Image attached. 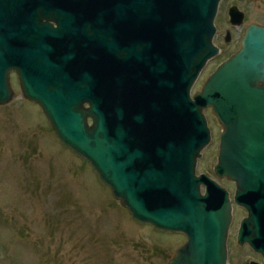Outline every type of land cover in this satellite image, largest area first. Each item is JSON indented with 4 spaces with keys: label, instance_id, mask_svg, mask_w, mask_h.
Segmentation results:
<instances>
[{
    "label": "water",
    "instance_id": "obj_1",
    "mask_svg": "<svg viewBox=\"0 0 264 264\" xmlns=\"http://www.w3.org/2000/svg\"><path fill=\"white\" fill-rule=\"evenodd\" d=\"M30 1L0 0V105L13 96V68L22 96L133 220L186 237L168 264H227L231 200L196 175L211 108L225 127L213 173L236 183L233 203L246 211L237 243L264 263V26H248L238 53L191 95L218 53L221 0H57V49ZM229 17L243 21L236 6Z\"/></svg>",
    "mask_w": 264,
    "mask_h": 264
},
{
    "label": "rangeland",
    "instance_id": "obj_2",
    "mask_svg": "<svg viewBox=\"0 0 264 264\" xmlns=\"http://www.w3.org/2000/svg\"><path fill=\"white\" fill-rule=\"evenodd\" d=\"M232 5L245 12L244 25L264 24V0H221L214 21L221 32ZM236 46L225 45L203 69L192 95ZM10 88L12 98L0 105V264H168L186 237L133 220L90 165L60 143L39 106ZM204 152L196 172L214 178L216 149ZM234 232L227 264L259 261L235 246Z\"/></svg>",
    "mask_w": 264,
    "mask_h": 264
},
{
    "label": "flooded vegetation",
    "instance_id": "obj_3",
    "mask_svg": "<svg viewBox=\"0 0 264 264\" xmlns=\"http://www.w3.org/2000/svg\"><path fill=\"white\" fill-rule=\"evenodd\" d=\"M232 6H235V5H232ZM232 6H230V7H232ZM229 8L227 9V18H228L227 19V26L224 28V31L221 32L218 28L215 27L216 31H215V35L213 38V43L217 47L218 53L216 56H214L212 59H210L207 62V64L204 66V68L207 67L210 63L217 61V59L223 54V52H224L223 50H225L224 49L225 45H232L233 43H235L237 46L233 51L228 52L226 54V56L223 59H221V61L215 66L214 70L223 61L227 60L228 58H230L233 55H235L236 53H238V51L241 49V42H242L246 28L248 26H250L251 24H255V23H251L249 25H244V23H245V12H243L241 10V12H243V21L239 26H236L237 27V29H236L235 26H232L230 23ZM238 10L240 11L239 8H238ZM59 11H60V5H59L57 0H55L52 4H49L48 0H31L29 3L30 14L31 13L34 14V16H33V17H35L34 20L38 22V24L41 26L42 29H44L43 43L46 46L51 47L52 49H57V45H58L59 39H60L59 35L61 32L62 25H61V20L59 19ZM257 25L264 26V24H258V23H257ZM48 28H51V29H48ZM49 32L54 33L56 35V37L50 38L48 36ZM233 33H236V34L234 35ZM214 70L208 75V77L214 72ZM208 77L206 78V80L208 79ZM8 82H9V86H15L16 85V87H19V89H20V84L18 81L17 72L13 68L10 69L8 72ZM257 86L262 89V88H264V83L259 82V83H257ZM25 100L27 102L35 104L34 102H32L28 99H25ZM203 114L205 116L206 125H207L208 131H209V142L201 153V159L205 156L204 151H206V149L211 148V149H216L217 153H216V159L215 160L217 162V157H218L219 149H220L219 146H220V142H221V135L225 131V127L218 120V118L214 116L211 108H205L203 110ZM207 176L209 178L215 180L222 188H224L228 192L229 198H230L231 203H232V221H231L229 230L231 227H234L235 246L239 247V248H246L252 254L259 257V259H260L259 261L255 260V259L249 260L248 264H250L251 261L258 263V264H264L261 257L258 254H256L255 252H253V250L247 244L240 246L237 243V233H238L239 228H240V222L244 217H246V211L243 208L236 206L233 203V197H234V194L236 191V183L232 182L226 178H217L215 176L216 177V179H215V177L213 178L209 175H207ZM223 179L228 180V183L232 187L231 190H229L223 186V184H222ZM237 209L241 210V211L243 210L244 214L241 215L240 217H236L235 210H237ZM228 258H229V254H228Z\"/></svg>",
    "mask_w": 264,
    "mask_h": 264
}]
</instances>
